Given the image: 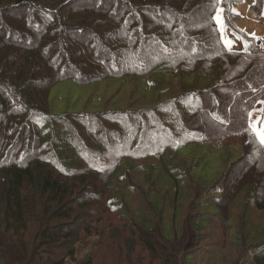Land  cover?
Returning a JSON list of instances; mask_svg holds the SVG:
<instances>
[{
    "label": "trees",
    "instance_id": "1",
    "mask_svg": "<svg viewBox=\"0 0 264 264\" xmlns=\"http://www.w3.org/2000/svg\"><path fill=\"white\" fill-rule=\"evenodd\" d=\"M240 1L222 2L228 31L240 32L238 15L229 11ZM263 3L254 0L257 12L262 13ZM213 4L0 0V264L76 262L81 236L110 216L120 225L112 227L107 243L121 233L132 242L133 233L143 250L139 257L148 254L168 264L138 229L147 230L146 221L124 217L129 211L120 201L121 184H132L140 203L154 214L149 224H162L167 222L166 205L179 206L188 190L198 189L193 177L185 175L181 147L219 149L220 142L239 137L240 152L233 146L220 148L223 158L232 156L231 164L240 153L248 157L264 151L248 128V113L264 110V54L257 50L264 40L247 51L229 52L210 19ZM162 69L211 84L193 90L186 97L188 105L176 97L136 117L129 112L56 116L50 111V94L59 83L89 86ZM167 105L171 114L165 113ZM182 109L192 115L190 120L164 118ZM124 161L136 169H131L133 178L144 177L147 188L135 190L138 183L125 175L127 170L121 173ZM226 175L227 169L222 178ZM114 179H121L118 187ZM215 186L217 191L219 182ZM146 190L149 200L142 196ZM246 193L244 206L253 200L252 205L264 211V178ZM157 198L164 203L160 207ZM162 233L165 238L175 234ZM258 246L246 251L245 262L264 264V243Z\"/></svg>",
    "mask_w": 264,
    "mask_h": 264
},
{
    "label": "rangeland",
    "instance_id": "2",
    "mask_svg": "<svg viewBox=\"0 0 264 264\" xmlns=\"http://www.w3.org/2000/svg\"><path fill=\"white\" fill-rule=\"evenodd\" d=\"M219 7L223 8V3H220ZM234 10L239 13L236 24L240 32L227 30L224 35L234 42L233 50L241 52L244 50L243 41H247L250 48L254 42L264 40V19L261 12L255 9L254 0H241L234 6ZM195 77L183 79L162 69L151 75L106 80L89 86L65 81L52 89L49 99L50 111L56 116L103 113L111 117L112 114L107 113L129 112L134 113L136 117L148 108H156L176 97L186 99L185 103L188 105L190 101L186 97L191 96L193 90L211 84ZM196 80L201 81L197 86ZM177 111V115H166L164 118L169 116L170 122L173 121L171 116L191 119L192 115L184 109ZM165 113H172L169 105L165 107ZM127 123L131 124L129 121ZM150 124H147L148 130ZM219 144V149L186 146L178 151L187 168L186 177H193L198 189L194 190L193 187L190 192L188 190L185 198L180 200L179 206L173 207L170 200H167L170 205L165 206L163 215L167 222L162 223L163 227L159 222L156 225L147 222L154 221V214L140 203L141 196H136L132 191V184L128 186L123 183L120 186V201L129 211V215L124 217L129 220H132V217L143 218V221H146L143 223L147 230L137 225L138 229L157 246L155 248L159 250V256H163L168 264H248V261H244L247 260L246 251H254L259 247V243H264V211L255 208L252 205L253 200L248 206H244L248 189L264 178V151L259 150L248 157L240 153V158L231 164L234 161L232 156L223 158L220 148L233 146L232 150L238 153L243 141L236 137L228 138ZM227 159L230 161L227 162ZM151 163L155 164L157 160H152ZM131 169L136 170L130 162L124 161L121 164V173L124 174L127 170L126 176L128 173V176L132 177ZM226 169L227 175L222 178ZM132 179L138 183V186H135L137 192L140 191L139 186L142 188L146 184L143 176ZM119 181L121 182V179ZM119 181L113 180L115 187L119 186ZM218 182L220 187L216 191L214 187H217L215 185ZM147 187L148 184L145 188ZM142 196L149 200L147 190ZM192 200L194 202L189 204ZM156 202L159 207L163 203L159 198ZM156 212L159 214L161 210ZM116 224L120 225V222L114 220L113 216L93 224L90 232L84 233L76 245V262L68 260L67 264H86L89 261L92 264H163L158 257V260H155L148 254L139 257L143 250L138 246L140 241L137 235L133 233L132 242L123 238L126 233H121L107 243L109 234L114 231L112 227ZM161 229L163 232L174 230L175 234L165 238ZM117 238L120 240L118 245L115 241ZM247 247L248 250L245 249ZM113 248H118L119 252L112 251L110 254L108 251Z\"/></svg>",
    "mask_w": 264,
    "mask_h": 264
},
{
    "label": "snow or ice",
    "instance_id": "3",
    "mask_svg": "<svg viewBox=\"0 0 264 264\" xmlns=\"http://www.w3.org/2000/svg\"><path fill=\"white\" fill-rule=\"evenodd\" d=\"M223 0H214V4L211 6L215 10L216 14L214 16H210V19L215 21L217 31L220 33L223 44L225 48L228 49L229 52L233 51L234 42L230 39L225 38V33L228 28L227 24V18L224 15V9L218 7L220 3H222ZM230 12H232L234 15H238L239 13H236L234 9H229ZM253 38H255V35L253 34ZM239 39V37H238ZM244 50L247 51L249 48V44L247 41H243ZM234 54V53H233ZM262 113H264V110H262ZM253 113L249 112V124L248 128L252 132L253 136L260 141L261 144H264V116H262V119L260 121H252ZM260 125V126H258Z\"/></svg>",
    "mask_w": 264,
    "mask_h": 264
},
{
    "label": "crops",
    "instance_id": "4",
    "mask_svg": "<svg viewBox=\"0 0 264 264\" xmlns=\"http://www.w3.org/2000/svg\"><path fill=\"white\" fill-rule=\"evenodd\" d=\"M261 17H262V19H264V9L262 10ZM233 51H235V50H233ZM262 116H264V115H262L260 109H258L253 113V116L251 119H252V121H260L262 119ZM258 126H260V125H258Z\"/></svg>",
    "mask_w": 264,
    "mask_h": 264
},
{
    "label": "built area",
    "instance_id": "5",
    "mask_svg": "<svg viewBox=\"0 0 264 264\" xmlns=\"http://www.w3.org/2000/svg\"><path fill=\"white\" fill-rule=\"evenodd\" d=\"M257 50L264 54V41L258 44Z\"/></svg>",
    "mask_w": 264,
    "mask_h": 264
},
{
    "label": "bare ground",
    "instance_id": "6",
    "mask_svg": "<svg viewBox=\"0 0 264 264\" xmlns=\"http://www.w3.org/2000/svg\"><path fill=\"white\" fill-rule=\"evenodd\" d=\"M107 52V51H106Z\"/></svg>",
    "mask_w": 264,
    "mask_h": 264
}]
</instances>
